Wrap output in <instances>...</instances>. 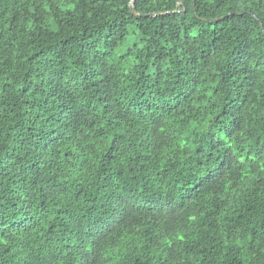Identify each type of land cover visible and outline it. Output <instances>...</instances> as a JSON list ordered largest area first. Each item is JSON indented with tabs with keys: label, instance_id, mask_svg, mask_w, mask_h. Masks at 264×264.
Listing matches in <instances>:
<instances>
[{
	"label": "trees",
	"instance_id": "obj_1",
	"mask_svg": "<svg viewBox=\"0 0 264 264\" xmlns=\"http://www.w3.org/2000/svg\"><path fill=\"white\" fill-rule=\"evenodd\" d=\"M0 0V264H264V0Z\"/></svg>",
	"mask_w": 264,
	"mask_h": 264
},
{
	"label": "water",
	"instance_id": "obj_2",
	"mask_svg": "<svg viewBox=\"0 0 264 264\" xmlns=\"http://www.w3.org/2000/svg\"><path fill=\"white\" fill-rule=\"evenodd\" d=\"M131 8H132V13L135 14V15H137V11H136V8H135V0H132V6H131Z\"/></svg>",
	"mask_w": 264,
	"mask_h": 264
}]
</instances>
